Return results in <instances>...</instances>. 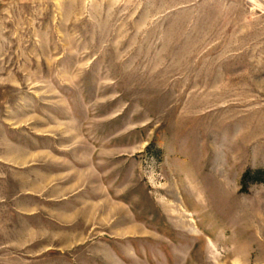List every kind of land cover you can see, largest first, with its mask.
I'll use <instances>...</instances> for the list:
<instances>
[{
  "label": "rangeland",
  "instance_id": "1",
  "mask_svg": "<svg viewBox=\"0 0 264 264\" xmlns=\"http://www.w3.org/2000/svg\"><path fill=\"white\" fill-rule=\"evenodd\" d=\"M0 264H264V0H0Z\"/></svg>",
  "mask_w": 264,
  "mask_h": 264
}]
</instances>
